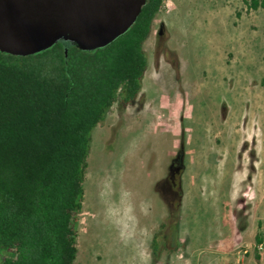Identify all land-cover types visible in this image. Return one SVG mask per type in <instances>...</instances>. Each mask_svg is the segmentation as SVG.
I'll use <instances>...</instances> for the list:
<instances>
[{
	"label": "rangeland",
	"instance_id": "obj_1",
	"mask_svg": "<svg viewBox=\"0 0 264 264\" xmlns=\"http://www.w3.org/2000/svg\"><path fill=\"white\" fill-rule=\"evenodd\" d=\"M144 48L138 97L92 132L75 264H264V8L165 0Z\"/></svg>",
	"mask_w": 264,
	"mask_h": 264
},
{
	"label": "trees",
	"instance_id": "obj_2",
	"mask_svg": "<svg viewBox=\"0 0 264 264\" xmlns=\"http://www.w3.org/2000/svg\"><path fill=\"white\" fill-rule=\"evenodd\" d=\"M164 10L146 0L126 32L92 50L68 40L30 55L0 50V264H75L92 132L138 97L144 44Z\"/></svg>",
	"mask_w": 264,
	"mask_h": 264
},
{
	"label": "water",
	"instance_id": "obj_3",
	"mask_svg": "<svg viewBox=\"0 0 264 264\" xmlns=\"http://www.w3.org/2000/svg\"><path fill=\"white\" fill-rule=\"evenodd\" d=\"M146 0H0V50L30 55L59 40L103 47L126 32Z\"/></svg>",
	"mask_w": 264,
	"mask_h": 264
},
{
	"label": "flooded vegetation",
	"instance_id": "obj_4",
	"mask_svg": "<svg viewBox=\"0 0 264 264\" xmlns=\"http://www.w3.org/2000/svg\"><path fill=\"white\" fill-rule=\"evenodd\" d=\"M159 33H160V37H159V43H158V47L160 46V42L162 41V38H164L165 36V26L163 23L160 24L159 26ZM163 43V42H162ZM163 47H160V49H162ZM159 49V48H158ZM174 158L171 162L170 165V169L168 172V176L164 179V181H170L169 183V188L167 190V193L169 192V195H166V198L168 201H171V203H176L177 199H178V179L180 178V167H182V162L180 159ZM180 195V194H179ZM174 197V200H172Z\"/></svg>",
	"mask_w": 264,
	"mask_h": 264
}]
</instances>
